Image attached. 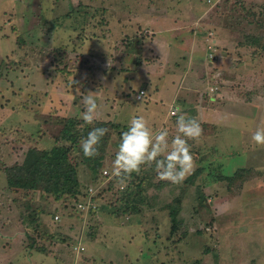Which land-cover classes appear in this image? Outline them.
<instances>
[{"label": "rangeland", "instance_id": "374dc122", "mask_svg": "<svg viewBox=\"0 0 264 264\" xmlns=\"http://www.w3.org/2000/svg\"><path fill=\"white\" fill-rule=\"evenodd\" d=\"M139 1L0 0V264H14L11 251L25 263L30 261L27 254L45 252L51 256H44L49 259L46 264H62L71 257L64 244L71 243L73 237L83 240L98 235L102 246L95 255L110 259L102 264L222 263H218V225L224 223L231 231L237 222L240 228L244 214L233 215L230 209L240 205L243 191L244 199L258 193V188L252 187L259 181L249 184L250 175L240 171L237 179H223L217 153L205 149L216 144L224 151L238 152L244 141L251 140L250 129L245 127L254 125V120L244 126L245 121L234 122L227 115L252 112V108L247 109L250 101L256 102L262 114L257 118L258 126H264V0H170L173 3L168 8L155 2L145 7ZM175 2L182 8H175L171 17L180 12L185 34L196 36L199 46L206 35L216 50L207 51L213 75L199 73V85L194 77L190 81L182 76L186 89L178 93L182 98L175 99L172 106L197 108L202 103L207 112L218 109L224 114H211V121L203 123L201 136L188 140L194 169L182 182L159 179L154 165H142L138 173L121 181L111 176L119 135L132 114L146 113L145 119L153 116L148 96L154 92L151 88L157 87L155 80L141 81L137 70L142 55L137 53L135 39L149 34V28L142 25L149 15L169 14ZM135 42V48L129 50ZM204 53L197 49L193 59L202 64ZM169 57L173 70H180V58ZM217 57L218 62L213 61ZM145 60L150 65L154 58ZM171 74L166 72L163 78ZM161 86L166 100L160 103V110L165 111L175 90L168 79H162ZM77 88L92 91L98 98V118L91 125L80 118L83 106ZM140 88L144 95L145 89L149 93L137 99ZM193 88L195 95H186ZM191 114L185 115L192 118ZM169 115L175 124L176 115ZM61 118L76 121L78 143L71 158L76 164L77 189L82 200L92 194L95 209L75 208L78 196L55 200L40 189L13 192L8 187L7 176L23 162L29 148H69L70 143L61 139ZM92 127L107 131L96 146L97 155L85 157L79 141ZM151 127L161 128L158 124ZM170 133L173 137L176 129ZM246 146L244 153L240 151L242 155L230 154L228 162L246 159V163H255L262 150L258 152L253 144ZM227 193L237 198L235 205L230 200V208L221 199ZM55 214L58 220H54ZM130 224L140 226L143 243L135 244L131 237L125 262L121 257L125 246L121 247L120 240L115 246L106 240L121 225ZM119 233L114 236L125 234ZM231 252L227 248L223 254L231 256ZM232 257L234 261L239 258L234 252Z\"/></svg>", "mask_w": 264, "mask_h": 264}, {"label": "crops", "instance_id": "0c3cea01", "mask_svg": "<svg viewBox=\"0 0 264 264\" xmlns=\"http://www.w3.org/2000/svg\"><path fill=\"white\" fill-rule=\"evenodd\" d=\"M134 1L136 3L138 0H134ZM142 1L145 7H147V5H152V2H155L156 4L165 5V7L168 8L169 5L173 3V2H169L170 0H141L139 2ZM166 3L169 4L166 5ZM172 5L174 6H172V9L169 10L170 15L168 14V12L166 14H163V16L149 15V17L146 20H144L145 22H142V25H145V27L149 28V32H148L149 34L138 35V37L135 39L136 41H138L139 44L136 47L138 50L137 53H140L142 55V62L137 70L138 74L141 75L140 78H143L141 79V81L155 80L156 83H154V85L155 84L157 85V87H153V89L151 88V90H154V92L150 93V97L148 96V98L152 100L148 104L149 105L148 108L150 110L153 109L152 112L153 116L149 115L151 117H146V119L149 122L150 126H152V124L155 125L158 124V126L164 128L163 126L164 123L166 125L165 127L168 129L169 132V139H171L170 131L173 132L175 130V124L172 122L171 118H169L170 117L169 112L175 106V105L172 106V102H174L175 99L182 98V95H179L178 93L181 92L182 89H186L183 86L184 82L180 81L182 76L185 79L189 78L190 81L194 77V80L196 81L197 85H199L201 82L199 81V78H197L199 73H206L209 77L211 72L214 71V69L212 68L213 67L212 63L207 61L208 48H211L214 51L216 50L212 48L211 45H209L210 40L206 35L202 36L203 37L202 45L199 46L196 42V36H192V35L189 36L185 34L183 30L184 23L182 22L181 19L182 17L180 16V12H174L175 14H173V16L171 17V14L175 8L181 9L182 7L180 6L179 2H175V4ZM3 13L5 14L4 11ZM201 19H204V17H201ZM176 28H178V30H176ZM135 45L136 42L131 46L129 50L135 48ZM197 49L198 50L202 49V51H205L204 55H201V58L204 59L202 64L197 63L193 59L194 53L195 51H197ZM174 51H176L175 54L173 53ZM172 55H174L176 58H180L179 59L180 70H176L177 72L173 70V68H175V65H172L173 59L169 57ZM151 56L154 58V60L152 64L148 65L147 64L148 61L145 59ZM218 59H219L218 57L215 58V60H213L212 58V60L215 62H218ZM219 69H217L218 75L221 72V69L220 71ZM166 72H168V74L172 73L171 75H169L170 78H163V74H166ZM162 79L170 80V82L173 83L174 86L173 88L175 90V91L173 90L174 94L172 95L171 100L169 101L170 103L167 102L168 108L165 111L160 110L161 108L160 103L166 100L163 99V96L160 91V89L163 88V86H161ZM139 90H137V92ZM194 90H195L194 88L192 89V91L187 90L188 94L186 95L194 96L195 95ZM148 93L149 91L148 90L146 91L145 89V95L143 97H146ZM255 104L256 102H251V101L249 102L247 109L250 108L251 110L252 108V112L250 113H247L245 111L244 112L242 111L241 113H234V115L232 114L230 115V113H227L229 120L234 119L235 120L234 122L245 121L246 123L244 126H246L247 122L251 123V121L254 120V125L250 124V126L245 127L250 129L248 130L249 137L251 136L252 132L255 131V129L258 127L257 118L259 116L260 117L262 116V114L258 113L259 111L257 110V106ZM177 107H179L180 109L177 115L192 113L191 114L192 118L196 119L198 122L199 121L202 122V123L200 122L201 128L204 127L203 126L204 122H208L209 120L211 121L210 119L211 114H213V117L216 114L217 116L224 114L223 112L222 113L218 112L219 111L218 109L214 110L216 112H207L206 106L202 103L197 108L196 106L184 108L181 105ZM194 108H195L194 113L189 112L190 109L192 110ZM157 109L159 110L157 111ZM143 115H146V113ZM203 131L204 129H202L201 134ZM244 142L245 143H242L241 145L242 149L247 148L246 145L248 144L251 145L253 144L255 150L258 151L259 148H260L259 151L262 150L261 155L258 156V160L255 161V163L253 162L246 163L247 162L246 159L242 160L241 163L228 162V159L233 157L235 153H237L238 156L242 155L241 153L242 152L244 153L242 149H241L242 150L241 153H240L241 150L240 151L238 150L237 152L236 149H234L233 151L231 150V152L229 151V149H226V151H224L219 146L217 148L216 144L214 145L212 144L211 148L205 149L206 151L210 150L208 151V153H213V154L217 153L215 159L218 162V168L223 179H225L226 177L228 178L232 177V180L237 179L236 174L238 171H240L241 174L248 173V175H250L248 176L250 177V180L247 181L249 184H252L255 179L259 181L255 183L252 187L255 189L258 188L259 192L255 194L252 193L248 199H244L243 192L245 191H243L242 194H240V199H239L241 201L239 203L240 205L239 206L237 205V207L233 206L236 203L235 200H237L236 196L234 195L230 196L228 195L229 193H227L221 198L227 201L226 202L228 205L227 208H230L231 205L233 204L232 205L233 208L230 209L231 211L230 213L236 215L242 211L241 214H244V216L242 215L243 220L240 223L242 224L240 225V228L237 222H235V225L233 226L231 231L229 230L228 226L226 227L224 225V223L222 225H218V230H217V238H218L217 240L219 245L218 263L222 262L220 264H264V145H256L255 143H252L253 141L251 140ZM230 154H232L231 157ZM230 197L232 198L230 199ZM230 200H232V204H230ZM226 209H223L222 214L223 213L225 214ZM248 216L249 219H246L248 218ZM244 225L251 226L250 232L248 234H246L245 231L248 232L247 230H249L250 226L248 228L247 227L244 228L243 227ZM119 231L121 232L123 231L125 234L123 235L121 234L120 236L117 237L114 236V234L119 233ZM113 233L114 234L112 235L110 234V237L107 238L106 242L109 244V246H113V245L115 246V244H117L116 241L120 240L119 243L122 244L121 247L123 245L125 246L124 249H121V257L125 258L126 259L125 262H127L128 260L127 253L128 250L130 249L129 248L130 243L128 241L131 239V237H134L132 238V242H134L135 244L136 241H140L141 244L143 243L142 238L140 236L141 235L140 226H135L132 224L121 225V228L119 230L117 229L114 230ZM15 238H17V236ZM72 239L73 241L71 243L67 242V244H64L66 252L71 257H67L68 260H66L67 258L64 259L62 264H102L103 260L107 262L110 260V259L106 260L105 257L95 255V253H98L96 249L102 246L99 235L92 236L87 239L83 238V240L81 239V237L77 239L73 237ZM231 245L232 248H230ZM227 248L229 249V251L238 254L239 257L238 260L236 261L233 260L232 252H231V256L230 254L227 255L223 254L224 249ZM220 252L222 253L221 256H220L221 254ZM11 253H12L10 254L11 257H14L15 260V262H13L14 264H18V263L43 264L42 263L43 260L46 264L47 262L45 260H49V259H45L44 256L51 257L49 254H46L45 252H35L32 256H30L29 254L26 255L30 258V261L27 260L25 263L24 260L21 258V256L17 257L14 254L15 252L12 251ZM18 260H20V262ZM51 260L54 259L52 258ZM49 264H52V262L49 261Z\"/></svg>", "mask_w": 264, "mask_h": 264}, {"label": "clouds", "instance_id": "9594fccd", "mask_svg": "<svg viewBox=\"0 0 264 264\" xmlns=\"http://www.w3.org/2000/svg\"><path fill=\"white\" fill-rule=\"evenodd\" d=\"M74 85L76 82H70ZM79 90V88H77ZM211 90V89H210ZM81 96L83 111L80 118L87 125L97 119L98 98L94 92H77ZM179 107L171 110L176 115V135L169 139L167 128L154 130L140 114H132L125 130L119 135V141L111 162V176L121 181L138 173L142 165L153 166L161 180L173 184L182 182L194 169V160L188 140H197L201 136L200 123L185 114H179ZM104 127H92L79 141L80 150L85 157L97 154V145L105 135ZM256 145H264V127L258 126L251 134Z\"/></svg>", "mask_w": 264, "mask_h": 264}, {"label": "trees", "instance_id": "16d2710c", "mask_svg": "<svg viewBox=\"0 0 264 264\" xmlns=\"http://www.w3.org/2000/svg\"><path fill=\"white\" fill-rule=\"evenodd\" d=\"M61 120V139L70 143L69 148L60 145H54L49 150L29 148L23 162L12 168L7 176L11 191L40 189L55 200L74 196L80 197L76 201L84 199L77 189L79 181L76 177V164L71 158L73 146L78 143L74 129L76 121L66 118Z\"/></svg>", "mask_w": 264, "mask_h": 264}, {"label": "built area", "instance_id": "2783aa9c", "mask_svg": "<svg viewBox=\"0 0 264 264\" xmlns=\"http://www.w3.org/2000/svg\"><path fill=\"white\" fill-rule=\"evenodd\" d=\"M144 95V90L140 89L137 94H136V98L140 99L142 96ZM172 110V109H171ZM171 110H170V114H171ZM172 115V114H171ZM103 172L105 174H107L106 170H103ZM89 192L93 193V188L90 187ZM76 208L77 209H83V208H87L88 209H95L96 208V203H94L93 199H92V194L90 195L89 193L87 194V198H85V200H80L76 203ZM54 220H58L59 219V215L55 214L54 215Z\"/></svg>", "mask_w": 264, "mask_h": 264}]
</instances>
